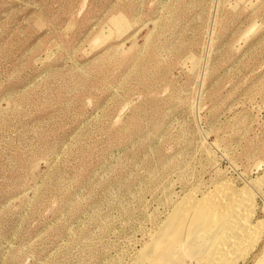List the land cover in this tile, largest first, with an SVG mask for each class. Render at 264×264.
<instances>
[{
    "label": "rangeland",
    "instance_id": "obj_1",
    "mask_svg": "<svg viewBox=\"0 0 264 264\" xmlns=\"http://www.w3.org/2000/svg\"><path fill=\"white\" fill-rule=\"evenodd\" d=\"M258 176L256 219L264 0H0V264H152L191 187Z\"/></svg>",
    "mask_w": 264,
    "mask_h": 264
},
{
    "label": "bare ground",
    "instance_id": "obj_2",
    "mask_svg": "<svg viewBox=\"0 0 264 264\" xmlns=\"http://www.w3.org/2000/svg\"><path fill=\"white\" fill-rule=\"evenodd\" d=\"M261 183V176L246 180L242 186L224 180L200 195L197 186L191 187L173 204L140 257H145L148 250L153 253L150 249L156 248L150 246H157L159 251L150 258L152 264H165L180 251L197 258L200 264H236L243 260L264 232V218L256 219Z\"/></svg>",
    "mask_w": 264,
    "mask_h": 264
},
{
    "label": "built area",
    "instance_id": "obj_3",
    "mask_svg": "<svg viewBox=\"0 0 264 264\" xmlns=\"http://www.w3.org/2000/svg\"><path fill=\"white\" fill-rule=\"evenodd\" d=\"M182 264V263H181ZM183 264H192L191 262L190 263H183Z\"/></svg>",
    "mask_w": 264,
    "mask_h": 264
}]
</instances>
